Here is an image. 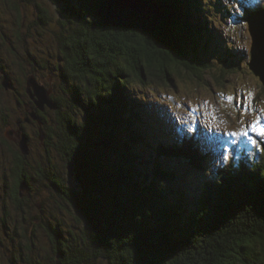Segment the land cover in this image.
Listing matches in <instances>:
<instances>
[{
    "label": "trees",
    "instance_id": "16d2710c",
    "mask_svg": "<svg viewBox=\"0 0 264 264\" xmlns=\"http://www.w3.org/2000/svg\"><path fill=\"white\" fill-rule=\"evenodd\" d=\"M0 1L18 12L20 0ZM24 1L39 10L35 0ZM48 1L69 20L60 22L58 38L67 67L59 70L61 93L52 95L58 104L53 128L39 114L43 160L32 165L17 148L12 199L23 211L20 185L27 183L31 198L36 176L55 185L58 209L75 216L74 223L68 218L54 230L44 228L53 264H264V142L254 159L233 152L237 158L216 165L198 124L180 137L169 103L132 92L136 84L177 89V76L203 81L212 70L220 39L202 0H146L162 15L153 33L102 25L96 12L106 0ZM39 12L43 23L47 12ZM222 13L223 19L243 16ZM223 48L227 67L221 66L218 82L240 67L235 49ZM57 158L60 164H53ZM168 159L190 164L196 176L182 179L165 168ZM69 163L77 189L67 184ZM57 165L63 171L56 173ZM24 238L31 251L33 238Z\"/></svg>",
    "mask_w": 264,
    "mask_h": 264
},
{
    "label": "rangeland",
    "instance_id": "374dc122",
    "mask_svg": "<svg viewBox=\"0 0 264 264\" xmlns=\"http://www.w3.org/2000/svg\"><path fill=\"white\" fill-rule=\"evenodd\" d=\"M208 1L202 0V3L207 8L209 17L211 16L212 30L220 40L216 45L214 66L211 71L203 73V81H199L195 76H177V89H168L159 83L154 87L136 84L132 87V92L149 101L157 100L158 105L169 103L168 111L172 116L170 118L177 122L175 127H180L178 134L180 137L190 133L197 124L201 125V128L195 131L207 139V141L202 139L203 143L216 145V147L210 145L213 149L209 144L206 145L213 158H216L213 159L216 165L226 163L225 161L232 157L237 158L229 155L237 149L246 159H254L258 157L257 151L261 152L259 147L264 142V133L261 132V129H264V85L249 67L253 40L244 14L247 8L264 6V0H210V5L206 6L205 2ZM35 3L40 7L39 10L36 5L20 0L18 5L16 3L17 12L0 1V264H28L23 259L28 257L40 261L41 264H53L52 244L44 228L50 227L54 230L63 219L69 218L73 223L75 219L69 210L58 209L59 197L50 183L39 177H33L30 182L31 198L25 191L20 192L19 188V199L24 201L21 205V208H25L23 211L16 206L11 197L15 186L14 159L19 148L15 146L18 143L12 139L17 138L22 125L24 127L22 131L28 135L31 151L24 157L30 158L32 165H37L45 154L42 146L44 141L39 138L40 132L39 136L36 134L40 125L32 119L33 125L25 121L24 114L20 116L25 108L19 107L17 99L29 103L24 93L27 90V79L32 75L39 83L51 89L53 94L60 92L58 90L62 81L59 70L61 67H67L65 61L61 60L63 54L58 50V38L63 31L59 26L60 22L67 23L69 20H63L50 1L35 0ZM224 8L232 15L241 13L243 16L231 19L233 17L228 15L223 19ZM39 11L47 12L48 18L43 23L38 20ZM21 18L24 26L20 25ZM76 24L77 22L74 23ZM224 44L235 49L236 54L232 56L239 62L240 67L235 72L224 75V80L218 82L217 79L222 78L221 66L227 67V61L222 56L225 54H222ZM6 79L9 80L12 91H9L10 87L6 89L2 86ZM228 96H232L233 100L229 101ZM55 111L46 107L45 112H39L40 116L47 120L49 128H53ZM257 117L259 125L254 131L252 124ZM20 118L24 121L22 124L18 123ZM44 126L42 125V128ZM11 129L15 134L9 139L8 132ZM243 131H247V136L231 135L233 132ZM253 140L256 143H253ZM50 154L54 156L53 151ZM55 162L60 164V159L57 158L53 164ZM168 162L169 165L165 168L169 170L175 168L182 179L188 176L195 177L197 174L188 163L173 159H168ZM214 165L213 161L212 166ZM57 166L59 170L56 173L63 171L61 165ZM67 184L77 189L76 183L70 177ZM26 236L33 238L31 242L34 246L31 251L28 250L30 242L27 243L24 238ZM21 253L23 258L20 257Z\"/></svg>",
    "mask_w": 264,
    "mask_h": 264
},
{
    "label": "water",
    "instance_id": "95a60500",
    "mask_svg": "<svg viewBox=\"0 0 264 264\" xmlns=\"http://www.w3.org/2000/svg\"><path fill=\"white\" fill-rule=\"evenodd\" d=\"M96 13V19L106 27L134 30L140 33H153L160 27L162 22L161 13L146 0H106L97 6ZM246 18L253 40L249 67L264 85V9L252 11ZM2 85L8 89L10 87L9 80H4ZM27 91L35 100L37 108V111H29V115L32 120L40 125L39 138L44 141L45 135L42 129L44 123L38 112H45L46 107L51 110H57L58 104L52 98V90L39 83L34 75L27 79ZM27 122H29V119ZM15 141L18 142L20 151L24 156H28L31 153L28 136L21 129ZM67 170L69 177L74 178L75 170L72 163L68 164ZM52 187L55 188V185L52 184ZM21 191L29 194V187L26 182L21 183ZM56 264H63V262L57 260Z\"/></svg>",
    "mask_w": 264,
    "mask_h": 264
},
{
    "label": "flooded vegetation",
    "instance_id": "af4514ba",
    "mask_svg": "<svg viewBox=\"0 0 264 264\" xmlns=\"http://www.w3.org/2000/svg\"><path fill=\"white\" fill-rule=\"evenodd\" d=\"M3 86V85H2ZM13 88H11L10 90H12ZM24 96H25V98L27 99H29V103L28 102H26V101H24L23 99H22V101H21V99L20 100H18L17 99V101H18V105H19V107L20 108H22V107H24L25 109H24V112L22 113V111H21V113H20V116H22L23 114V116H25L26 118H25V121H28V119H29V122L28 123H31L32 125L34 124V122L31 120L32 118L30 117V115H29V111L30 110H35V111H37V108H36V106H35V100L32 98V96L28 93V91L26 90L25 91V93H24ZM30 109V110H29ZM38 114H40L39 112H38ZM22 118V117H21ZM21 118H20V120L18 121V123L19 124H22L24 121L23 120H21ZM37 124V123H36ZM24 127H23V125H22V128H21V130H23L24 131V129H23ZM38 133V131L36 132V134ZM14 130L13 129H11V130H9V132H8V137H9V139L10 138H13V136H14ZM28 136V135H27ZM38 136H39V134H38ZM29 139V138H28ZM46 139V138H45ZM9 141L10 140H8L7 142L9 143ZM11 142H13V141H11ZM42 146L44 147V149H45V143L43 142L42 143ZM19 154L20 155H22L23 156V154L21 153V151L19 150ZM12 197V196H11Z\"/></svg>",
    "mask_w": 264,
    "mask_h": 264
},
{
    "label": "snow or ice",
    "instance_id": "6c2138e0",
    "mask_svg": "<svg viewBox=\"0 0 264 264\" xmlns=\"http://www.w3.org/2000/svg\"><path fill=\"white\" fill-rule=\"evenodd\" d=\"M248 95L250 97L251 96V93H249ZM227 99L229 101H231V100H233V97L232 96H228ZM258 125H259V117H257L256 121L253 122V124H252V128H253L254 131L256 130V128L258 127ZM261 132L264 133V129H261ZM231 135L232 136H240V135L247 136V131H243V132H233V133H231ZM253 143H256V141L253 140Z\"/></svg>",
    "mask_w": 264,
    "mask_h": 264
},
{
    "label": "bare ground",
    "instance_id": "6f19581e",
    "mask_svg": "<svg viewBox=\"0 0 264 264\" xmlns=\"http://www.w3.org/2000/svg\"><path fill=\"white\" fill-rule=\"evenodd\" d=\"M260 1H262V0H260ZM59 6V5H58ZM11 89V86H10V88H9V90ZM20 100V99H19ZM19 132V131H18ZM12 140H17V138H13ZM16 142V141H15ZM18 143V142H17ZM68 214V213H67Z\"/></svg>",
    "mask_w": 264,
    "mask_h": 264
}]
</instances>
